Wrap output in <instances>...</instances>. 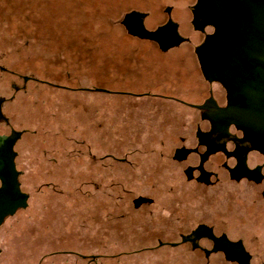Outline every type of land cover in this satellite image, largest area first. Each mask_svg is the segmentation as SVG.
Here are the masks:
<instances>
[{"label": "rangeland", "instance_id": "374dc122", "mask_svg": "<svg viewBox=\"0 0 264 264\" xmlns=\"http://www.w3.org/2000/svg\"><path fill=\"white\" fill-rule=\"evenodd\" d=\"M155 1L0 0V63L8 68L0 70V113L9 120L0 130L24 129L15 160L27 192L26 205L0 224V264H84L71 251L101 250L104 225L108 252L123 242L124 264H135L129 249L141 239L124 227L147 211L133 199L151 197L146 208L170 214L181 201L205 199L192 196L170 158L178 134L194 125L195 109L172 98H190L187 87L200 81L192 46L159 51L120 23L125 9ZM160 1L187 20L190 0Z\"/></svg>", "mask_w": 264, "mask_h": 264}, {"label": "flooded vegetation", "instance_id": "af4514ba", "mask_svg": "<svg viewBox=\"0 0 264 264\" xmlns=\"http://www.w3.org/2000/svg\"><path fill=\"white\" fill-rule=\"evenodd\" d=\"M153 4L125 9L120 23L127 33L159 51L192 46L190 67L200 81L187 87L190 98H172L195 109L188 120L194 125L190 133L178 134L170 158L181 163L192 196L206 200L188 198L181 201L179 214H170L167 206L161 209L165 213L146 208L151 197L133 199L134 207L147 214L128 215L130 225L124 228L141 239L129 253L135 264H264V0H190L185 3L184 22L170 3ZM130 11L138 14L126 16ZM0 70L8 68L0 63ZM17 74L21 80L36 78ZM37 80L49 84L47 79ZM0 121L9 120L0 113ZM23 130L8 125L0 135L19 131L11 144V158L19 190L27 194L20 187L21 169L15 160L16 139ZM2 156L0 151V168L7 160ZM213 194L219 196L214 204L207 201ZM116 218L121 226L123 214ZM107 232L104 225L101 250L69 251L84 264H107L109 255L116 264H124L123 242L108 252ZM119 232L122 241L124 234ZM142 238L154 240L145 243ZM152 253L162 259L151 260Z\"/></svg>", "mask_w": 264, "mask_h": 264}, {"label": "water", "instance_id": "95a60500", "mask_svg": "<svg viewBox=\"0 0 264 264\" xmlns=\"http://www.w3.org/2000/svg\"><path fill=\"white\" fill-rule=\"evenodd\" d=\"M136 15L137 11L127 12L125 15ZM161 48H164L162 45ZM95 89H100L96 87ZM19 131H12L10 135H0V151L3 156H6L7 160L1 166L0 177V222L3 216L11 214L17 207H23L26 204V193L19 190L18 181L16 178L17 171L13 166L12 156L14 151L11 148V144L18 136ZM5 145V146H4ZM2 156V160L3 157Z\"/></svg>", "mask_w": 264, "mask_h": 264}]
</instances>
